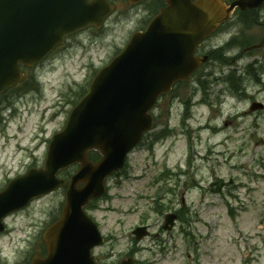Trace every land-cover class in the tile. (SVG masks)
<instances>
[{"label":"rangeland","instance_id":"obj_1","mask_svg":"<svg viewBox=\"0 0 264 264\" xmlns=\"http://www.w3.org/2000/svg\"><path fill=\"white\" fill-rule=\"evenodd\" d=\"M113 1L117 10L101 28L68 37L27 68L23 84L0 98V110L4 100L15 106L7 122L0 119V190L28 169L42 167L51 137L63 129L94 74L145 28L161 2L129 6L125 0ZM262 31L245 22L221 29L208 41L222 44L238 33L236 46L228 48L233 55L242 52L241 43L259 40ZM229 56L210 62L205 89L193 78L174 90L186 98L179 110L171 112L172 105L164 102L170 94L161 97L152 110L154 128L128 154L121 173L108 181L107 194L87 206L106 232V242L93 250L102 264H122L128 256L135 264H264V106L250 109L253 102L264 105V48L235 62ZM255 58L259 80L245 69ZM231 84L238 87L233 90ZM77 168L58 177L69 178ZM64 200L65 186L4 218L0 264H29L36 252L44 254L42 233L59 218ZM166 204L183 209L184 216L174 230L163 233L168 248L162 251L152 237L136 244L132 229L149 223L150 234L159 231L161 218L157 221L155 212Z\"/></svg>","mask_w":264,"mask_h":264},{"label":"water","instance_id":"obj_2","mask_svg":"<svg viewBox=\"0 0 264 264\" xmlns=\"http://www.w3.org/2000/svg\"><path fill=\"white\" fill-rule=\"evenodd\" d=\"M165 1L167 6L146 30L133 34L124 50L95 75L64 128L53 135L43 167L30 169L0 191L1 230L3 216L64 184L56 173L80 164L61 218L44 235L48 255H36L31 264H96L91 248L102 238L83 207L104 191L106 176L122 167L126 153L152 127L149 110L157 96L198 64L193 50L199 41L229 18L235 6L262 2ZM111 10L107 0H0V92L22 79L19 65L40 61L75 30L90 24L99 28ZM89 150L101 154L96 163L88 159ZM135 233L140 238L146 227Z\"/></svg>","mask_w":264,"mask_h":264},{"label":"flooded vegetation","instance_id":"obj_3","mask_svg":"<svg viewBox=\"0 0 264 264\" xmlns=\"http://www.w3.org/2000/svg\"><path fill=\"white\" fill-rule=\"evenodd\" d=\"M244 17H248V18L250 17L248 20L251 19L257 25H261V26L264 25V4L262 6H260V7H258V8H252V9H246L244 11H238L237 12V17H236V23H237V25L245 22V21L242 20ZM211 48L212 49H215L216 47L212 46ZM212 54H213V51L212 50H209L208 46H206L205 44H203V42L196 49V55L197 56H206L207 58H209L210 55H212ZM200 66H199V69L195 72V74L191 77V78H195L194 79V82H195V80H199L200 79V75L199 74L201 72H204L205 64L203 65V63H202ZM189 81L190 80L188 79L186 81L177 82V84L175 85V87L176 86H179V85H182L183 83H187ZM178 94L179 93L177 91H172V93L170 94L171 100H173L175 98L178 99ZM120 173L121 172L114 173V175L112 176V178L113 177H116ZM182 204H184L183 199H182ZM166 206H167L166 209H159V210H156V212H155L158 215V219H156V220L159 221V218H161V220L159 221V223H160L159 224L160 225V228L159 229L160 230L157 231L154 234L151 233V234H148L146 237H144V238H147V237L155 238L154 244H156V246H159V248L162 249V251H164V248H168L167 241H166L165 236L163 235V233L164 232H171L172 230L175 229L176 223L184 219L183 209H179V210L175 211L169 204H166ZM91 211H93V210L90 207V214H91ZM170 213H172V214L175 215V218H174V224L175 225H174V227L172 229L166 230V229H164V226L166 224L165 221H166V218H167V214H170ZM94 220H96L95 217H94ZM96 222L98 224V221H96ZM141 225H147L148 228H150V226H151L149 223H147V224H141ZM131 236H133L132 233H131ZM105 242H106V232H105V235H104V243ZM138 243H139V241H137L136 244H138ZM134 246H133V250H134V254H135L137 251H135ZM127 258H130V256H128ZM121 262H126L125 258H123L121 260Z\"/></svg>","mask_w":264,"mask_h":264},{"label":"trees","instance_id":"obj_4","mask_svg":"<svg viewBox=\"0 0 264 264\" xmlns=\"http://www.w3.org/2000/svg\"><path fill=\"white\" fill-rule=\"evenodd\" d=\"M33 86V85H32Z\"/></svg>","mask_w":264,"mask_h":264}]
</instances>
